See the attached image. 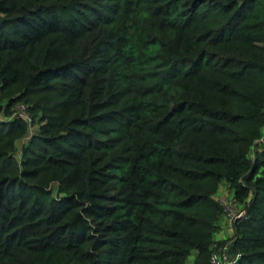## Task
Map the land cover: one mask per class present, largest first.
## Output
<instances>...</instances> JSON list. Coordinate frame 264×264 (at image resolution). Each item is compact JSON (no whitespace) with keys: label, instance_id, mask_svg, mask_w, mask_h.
Listing matches in <instances>:
<instances>
[{"label":"trees","instance_id":"trees-1","mask_svg":"<svg viewBox=\"0 0 264 264\" xmlns=\"http://www.w3.org/2000/svg\"><path fill=\"white\" fill-rule=\"evenodd\" d=\"M225 241L264 264V0H0V264Z\"/></svg>","mask_w":264,"mask_h":264},{"label":"built area","instance_id":"built-area-1","mask_svg":"<svg viewBox=\"0 0 264 264\" xmlns=\"http://www.w3.org/2000/svg\"><path fill=\"white\" fill-rule=\"evenodd\" d=\"M227 199L229 200L228 202L225 199L222 202L225 205V215L229 220L245 215L244 208L236 207L231 198ZM214 246H217V249L211 255L210 260L212 264H233L236 262L239 252L236 255L231 254L229 251V241H225L219 245L214 242Z\"/></svg>","mask_w":264,"mask_h":264},{"label":"rangeland","instance_id":"rangeland-1","mask_svg":"<svg viewBox=\"0 0 264 264\" xmlns=\"http://www.w3.org/2000/svg\"><path fill=\"white\" fill-rule=\"evenodd\" d=\"M231 195V192L228 191V188L226 186V184H222V187L221 189H219V191L216 193V197H218L220 200H221V203L223 204V200H227V202L229 201L227 198V196L230 197ZM223 209L225 210V205L223 204ZM232 220H228V218L226 217L225 214H222V217H221V220H220V229L216 232V237H220V236H223V237H228L230 235V229H229V225H230V222Z\"/></svg>","mask_w":264,"mask_h":264}]
</instances>
